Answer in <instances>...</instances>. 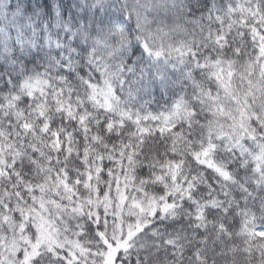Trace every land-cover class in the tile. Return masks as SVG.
Returning a JSON list of instances; mask_svg holds the SVG:
<instances>
[{
    "label": "snow or ice",
    "instance_id": "6c2138e0",
    "mask_svg": "<svg viewBox=\"0 0 264 264\" xmlns=\"http://www.w3.org/2000/svg\"><path fill=\"white\" fill-rule=\"evenodd\" d=\"M0 264H264V0H0Z\"/></svg>",
    "mask_w": 264,
    "mask_h": 264
}]
</instances>
